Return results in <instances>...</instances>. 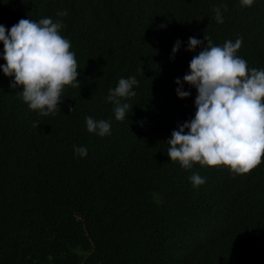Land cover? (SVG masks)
I'll return each instance as SVG.
<instances>
[{
	"label": "trees",
	"instance_id": "16d2710c",
	"mask_svg": "<svg viewBox=\"0 0 264 264\" xmlns=\"http://www.w3.org/2000/svg\"><path fill=\"white\" fill-rule=\"evenodd\" d=\"M47 16L64 22L81 82L42 114L0 69V264H264V158L239 174L167 154L196 111L197 89L184 82L180 98L176 77L205 34L221 45L242 36L238 54L264 67V0H0L8 28ZM190 36L204 44L188 50ZM133 75V108L116 119L105 97ZM87 115L109 119L111 134L89 132ZM197 171L206 182L193 186Z\"/></svg>",
	"mask_w": 264,
	"mask_h": 264
},
{
	"label": "clouds",
	"instance_id": "9594fccd",
	"mask_svg": "<svg viewBox=\"0 0 264 264\" xmlns=\"http://www.w3.org/2000/svg\"><path fill=\"white\" fill-rule=\"evenodd\" d=\"M251 5L253 0H241ZM216 20L223 23L224 16L215 5ZM59 16L67 15L60 10ZM62 20L47 16L40 19L20 18L10 28L0 23V42L3 50L0 58L6 63L0 69L14 77L11 86H22L18 92L28 107L42 114L61 110L62 92L67 85L80 84L79 64L71 40L61 33ZM206 46L189 62L190 70L176 77L177 95L185 98L191 90H185L188 82L197 89L196 111L192 118L173 129L167 140V154L185 168L195 162L201 165L229 167L231 171L246 174L264 158V67H249L246 58L238 54L243 37L215 44L205 34ZM177 39L172 58L181 48ZM204 40L190 36L188 50L203 45ZM136 76L120 77L115 87L109 88L106 101L113 103L116 119H124L133 105L124 98L134 96ZM74 109L69 110L71 112ZM89 132L100 136L111 134V121L85 117ZM37 124L39 122H36ZM76 154L86 156L87 146L75 145ZM193 186L206 182L198 171L190 176Z\"/></svg>",
	"mask_w": 264,
	"mask_h": 264
}]
</instances>
